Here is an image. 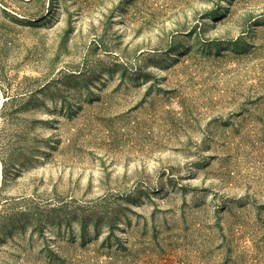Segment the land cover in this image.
<instances>
[{
	"label": "rangeland",
	"instance_id": "rangeland-1",
	"mask_svg": "<svg viewBox=\"0 0 264 264\" xmlns=\"http://www.w3.org/2000/svg\"><path fill=\"white\" fill-rule=\"evenodd\" d=\"M0 264H264V0H0Z\"/></svg>",
	"mask_w": 264,
	"mask_h": 264
}]
</instances>
